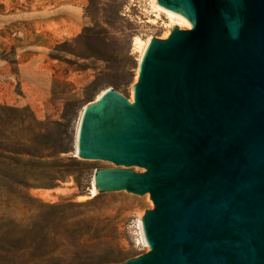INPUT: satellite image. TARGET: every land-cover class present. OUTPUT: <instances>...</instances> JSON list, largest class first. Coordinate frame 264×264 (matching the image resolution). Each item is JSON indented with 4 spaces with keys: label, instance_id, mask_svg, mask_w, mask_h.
I'll list each match as a JSON object with an SVG mask.
<instances>
[{
    "label": "water",
    "instance_id": "obj_1",
    "mask_svg": "<svg viewBox=\"0 0 264 264\" xmlns=\"http://www.w3.org/2000/svg\"><path fill=\"white\" fill-rule=\"evenodd\" d=\"M158 2L192 27L152 38L134 101L86 106L74 156L115 165L93 191L154 202L120 264H264V0Z\"/></svg>",
    "mask_w": 264,
    "mask_h": 264
},
{
    "label": "rangeland",
    "instance_id": "obj_2",
    "mask_svg": "<svg viewBox=\"0 0 264 264\" xmlns=\"http://www.w3.org/2000/svg\"><path fill=\"white\" fill-rule=\"evenodd\" d=\"M175 26L187 28L157 12L152 0H0V105L42 121L41 153L68 170L56 187H13L2 200L1 222L18 234L16 247L42 242L52 264H120L150 249L140 227L154 208L150 195L93 196L96 169L115 165L74 152L84 108L102 92L114 88L134 101L139 39L166 38ZM15 116L0 110L5 127L23 137ZM27 260L15 253V264Z\"/></svg>",
    "mask_w": 264,
    "mask_h": 264
},
{
    "label": "trees",
    "instance_id": "obj_3",
    "mask_svg": "<svg viewBox=\"0 0 264 264\" xmlns=\"http://www.w3.org/2000/svg\"><path fill=\"white\" fill-rule=\"evenodd\" d=\"M4 112L13 111L16 116L14 120L19 122L26 133L20 137L13 127H5L0 118V206L2 200L13 193V187H56L64 181L68 170L63 163H49L50 155L41 153L44 144L43 122L34 114L24 115L15 107L0 105ZM60 159V158H58ZM54 170L55 173L46 174V171ZM0 218V264H15V253L19 251L20 256L26 257L27 263L52 264V256L47 251V245L31 240L22 247H16L18 234L8 230L10 225ZM30 255V256H29ZM85 264H93L85 262Z\"/></svg>",
    "mask_w": 264,
    "mask_h": 264
},
{
    "label": "bare ground",
    "instance_id": "obj_4",
    "mask_svg": "<svg viewBox=\"0 0 264 264\" xmlns=\"http://www.w3.org/2000/svg\"><path fill=\"white\" fill-rule=\"evenodd\" d=\"M152 3H153V8H155L156 10H157V12H162V13H165V14H167L168 16H169V18L172 20V22H178V24H180L181 26L182 25H186L187 26V28H191L192 27V25H191V23H190V21L189 20H187L186 18H184V17H182V16H180V15H178V14H175V13H173V12H171V11H169V10H167V9H165V8H163L160 4H159V2H158V0H152ZM174 28V27H173ZM169 33V32H168ZM152 38L153 37H150L148 40H142V39H139V41H138V45H139V47H140V50H141V61H142V59H143V56H144V54H145V51H146V48H147V46L149 45V43H150V41L152 40ZM107 91V89L104 91V92H102L99 96H98V99L105 93ZM97 100V99H96ZM86 109V107L84 108V110ZM83 113H84V111H83ZM83 116V115H82ZM79 132H80V128H79V131H78V136L77 137H79ZM76 148L78 149V138H77V146H76ZM95 188H97V186H96V183H95V178H94V181H93V187H92V191H91V193L93 194V195H97L98 193H99V191H93V189H95ZM140 227H141V233H142V242H143V244H144V246L145 247H148L149 246V244H148V241H147V239H146V236H145V232H144V225H143V219L141 218L140 219ZM150 247V246H149Z\"/></svg>",
    "mask_w": 264,
    "mask_h": 264
}]
</instances>
